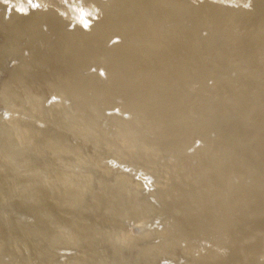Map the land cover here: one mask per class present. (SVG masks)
<instances>
[{"label": "bare ground", "instance_id": "bare-ground-1", "mask_svg": "<svg viewBox=\"0 0 264 264\" xmlns=\"http://www.w3.org/2000/svg\"><path fill=\"white\" fill-rule=\"evenodd\" d=\"M0 226V264H264V0H0Z\"/></svg>", "mask_w": 264, "mask_h": 264}, {"label": "rangeland", "instance_id": "rangeland-1", "mask_svg": "<svg viewBox=\"0 0 264 264\" xmlns=\"http://www.w3.org/2000/svg\"><path fill=\"white\" fill-rule=\"evenodd\" d=\"M155 12L161 13L162 11H155ZM175 24H177V23H175ZM175 24H173L172 22H167V23L164 24V27H165V28H166V27H167V28H168V27H172V26L175 25ZM176 26H178V25H176ZM68 30H72V28L70 27V28H68ZM202 34H203V35H206L207 33H203V32H202ZM118 36H119V37H118ZM118 36H114V37H113L114 39H113V38L111 39L110 44H113V43L116 42V44H117L118 46H119V45H122L123 42H124V40H122V39H124V38H123V36H121V35H118ZM120 36H121V38H120ZM206 36H207V35H206ZM121 42H122V43H121ZM118 43H119V44H118ZM116 44H114V46H115ZM112 46H113V45H112ZM213 48H216V46H214V47H210V49H213ZM59 98H60L59 100H61V97H59ZM57 102H60V101H57ZM61 102H62V100H61ZM16 116H17V115L12 116L11 118L17 119L18 117H16ZM11 118H10V119H11ZM252 125H253V124L251 123L250 126H252ZM212 134H214V132H213ZM109 135H110V136H113V133L111 132ZM216 136H217V133L214 134V138H215ZM217 138H218V136L216 137V139H217ZM212 139H213V138H212ZM200 145H201V146H200ZM200 145H199V147H198V145H197V147H198L197 149H205V150L210 151V150L212 149V147H213V144L209 145V144H207V143L200 144ZM193 148H194V146H193ZM188 150H189L190 152H189ZM188 150L186 151V154H190V153L193 154V153H192V152H193L192 148H191V149H188ZM191 151H192V152H191ZM187 152H188V153H187ZM194 154H195V152H194ZM196 160H197V159H194V160L192 161L193 163H192V162H191V163L194 164V165H196V164L198 165L199 159L197 160L198 162H197ZM83 172H88V171H83ZM167 184H168V183H167ZM162 185H163V184H162ZM165 185H166V184L163 185L164 188L166 187ZM168 185H169V187L171 188L172 185H171V186H170V184H168ZM173 186H174V184H173ZM173 186H172V187H173ZM153 187H154V186H153ZM169 187H167L168 189L165 188L166 191L164 190V192H169V189H170ZM154 188H155V189H153L152 192H153V193H156V194L158 193V195L161 196V195H160V194H161L160 192H162V191H161L160 187H154ZM173 188H174V187H173ZM155 191H156V192H155ZM157 199H158V198H157ZM158 201H159V199H158ZM152 202H153V200H152ZM160 202H161V200H160ZM46 204H47V203H46ZM166 217H167V215H166L165 217L163 216V218H166ZM166 227H167V225H165V226L163 225V227H161V228H159V229H160V230L163 229V231H164V228H166ZM1 228L3 229L4 227L0 226V232L2 231ZM260 234H261V233H260ZM156 240H157V241H156ZM156 240H155V241H152V243H158V242H160V240H158V239H156ZM249 240L251 241V240H253V239L251 238V239H249ZM260 258H261V257H260ZM260 258H259V259H260ZM3 259H5V258L3 257ZM5 261H6V259H5ZM185 261H186V262H191V259L184 260V261L181 260V261H179V262H180V264H182V263L184 264ZM161 264H163V263H161Z\"/></svg>", "mask_w": 264, "mask_h": 264}, {"label": "water", "instance_id": "water-1", "mask_svg": "<svg viewBox=\"0 0 264 264\" xmlns=\"http://www.w3.org/2000/svg\"><path fill=\"white\" fill-rule=\"evenodd\" d=\"M176 25H178V24H175V25H173V26H176ZM71 28L74 29V26H72ZM114 44H116V42H115ZM114 44H113V45H114ZM53 100H55V98H51V99L49 100V102L51 103V102H53ZM6 115H7V114H6ZM11 117H12V116H8V117H6L5 120L10 119ZM16 117H17V116H16ZM105 163L108 164V165H110V166H114V165L116 164V163L112 160V158L106 160ZM117 165H118V164H117ZM117 165H116L115 167H121V166H117ZM123 171L129 172V170H127V169H124ZM134 175H135V177H137V178H140V179H142V180H143V179L146 180L145 183H150L149 181L152 180L150 176L145 175V173L142 172V171H140V170L136 171V172L134 173ZM152 182H153V180H152ZM150 185H151V184H150ZM153 189H154V187L151 185V186H150V190L152 191ZM24 219H25V218H24ZM5 259H6V261H8V260H9V257H6ZM167 263H168V262H167ZM167 263L164 262V264H167Z\"/></svg>", "mask_w": 264, "mask_h": 264}]
</instances>
